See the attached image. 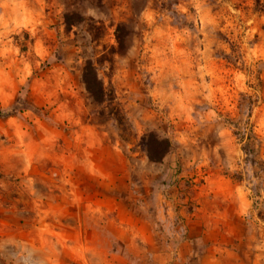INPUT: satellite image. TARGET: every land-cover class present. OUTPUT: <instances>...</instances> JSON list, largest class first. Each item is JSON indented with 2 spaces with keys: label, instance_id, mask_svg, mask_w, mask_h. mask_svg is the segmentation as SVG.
Segmentation results:
<instances>
[{
  "label": "rangeland",
  "instance_id": "1",
  "mask_svg": "<svg viewBox=\"0 0 264 264\" xmlns=\"http://www.w3.org/2000/svg\"><path fill=\"white\" fill-rule=\"evenodd\" d=\"M0 112V264H264L255 0H0ZM149 132L172 143L161 163Z\"/></svg>",
  "mask_w": 264,
  "mask_h": 264
},
{
  "label": "trees",
  "instance_id": "2",
  "mask_svg": "<svg viewBox=\"0 0 264 264\" xmlns=\"http://www.w3.org/2000/svg\"><path fill=\"white\" fill-rule=\"evenodd\" d=\"M255 11L258 13H264V3L262 0H255ZM85 22V19L78 14L64 15V24L67 30H72L73 27L81 25ZM103 26L100 23L91 19V23L88 25V31L92 36V40L97 42L100 39V32L103 31ZM131 35L130 30L124 23H119L115 28V40L118 45L117 49L112 54L119 53L124 54L127 50V41ZM82 83L87 91L89 97L98 105L103 106L108 103L114 102V93L108 91L105 88L104 82L100 79L95 63L92 60H87L82 70ZM112 111H116L113 114L118 122H121L120 111L112 108ZM114 113V112H112ZM0 115H4L0 112ZM140 147L145 150L147 157L152 163H161L165 157L172 150V143L167 138H160L156 133L149 132L143 135L139 142ZM245 147L248 148V145ZM244 147V151L247 150Z\"/></svg>",
  "mask_w": 264,
  "mask_h": 264
},
{
  "label": "crops",
  "instance_id": "3",
  "mask_svg": "<svg viewBox=\"0 0 264 264\" xmlns=\"http://www.w3.org/2000/svg\"><path fill=\"white\" fill-rule=\"evenodd\" d=\"M156 218H157V221H164V219H166L167 217H166V213H164V212H162V211H160L159 210V212L156 214ZM148 224H150L149 223V221H146ZM147 223H145L146 224V227H149V228H151L152 229V227L154 228V226L156 225V222H153V223H151L152 224V226H149V225H147ZM187 244L185 243H181L180 244V246H186ZM180 255V254H179Z\"/></svg>",
  "mask_w": 264,
  "mask_h": 264
}]
</instances>
